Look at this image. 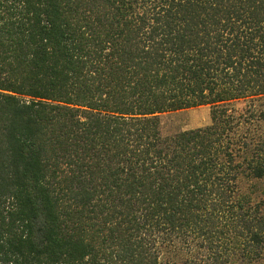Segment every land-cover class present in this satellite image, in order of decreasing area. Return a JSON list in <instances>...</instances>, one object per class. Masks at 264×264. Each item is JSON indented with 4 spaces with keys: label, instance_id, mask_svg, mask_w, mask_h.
Returning a JSON list of instances; mask_svg holds the SVG:
<instances>
[{
    "label": "trees",
    "instance_id": "1",
    "mask_svg": "<svg viewBox=\"0 0 264 264\" xmlns=\"http://www.w3.org/2000/svg\"><path fill=\"white\" fill-rule=\"evenodd\" d=\"M256 99L264 0H0V264H177L172 237L204 252L180 264L260 262Z\"/></svg>",
    "mask_w": 264,
    "mask_h": 264
},
{
    "label": "rangeland",
    "instance_id": "2",
    "mask_svg": "<svg viewBox=\"0 0 264 264\" xmlns=\"http://www.w3.org/2000/svg\"><path fill=\"white\" fill-rule=\"evenodd\" d=\"M263 99H256L251 105L256 110L261 109ZM251 101L238 100L226 104L229 114L239 116L245 113V110L250 106ZM161 134L162 136L174 135L178 132L188 131L202 128L211 124L210 107L201 106L177 112H170L160 115ZM249 125L252 130L255 128ZM239 190L242 194L248 195L254 203L261 204L264 207V179L263 180H249L241 179L239 181ZM196 242V241H195ZM195 242L189 240H178L172 237L167 246L163 260H169L180 264L189 258L202 256L204 254L202 248L195 245ZM264 252V251H263ZM256 264H264L263 259Z\"/></svg>",
    "mask_w": 264,
    "mask_h": 264
}]
</instances>
